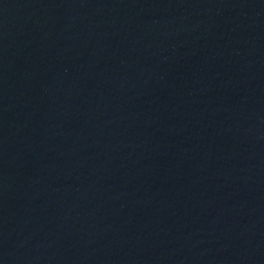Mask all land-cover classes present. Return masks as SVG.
Masks as SVG:
<instances>
[{
  "label": "water",
  "instance_id": "1",
  "mask_svg": "<svg viewBox=\"0 0 264 264\" xmlns=\"http://www.w3.org/2000/svg\"><path fill=\"white\" fill-rule=\"evenodd\" d=\"M0 264H264V0H0Z\"/></svg>",
  "mask_w": 264,
  "mask_h": 264
}]
</instances>
